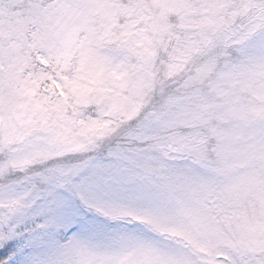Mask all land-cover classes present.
<instances>
[{"label":"snow or ice","instance_id":"1","mask_svg":"<svg viewBox=\"0 0 264 264\" xmlns=\"http://www.w3.org/2000/svg\"><path fill=\"white\" fill-rule=\"evenodd\" d=\"M0 264H264V0H0Z\"/></svg>","mask_w":264,"mask_h":264}]
</instances>
